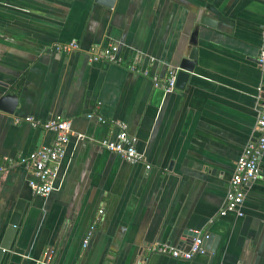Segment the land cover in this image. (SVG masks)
Here are the masks:
<instances>
[{
    "label": "crops",
    "instance_id": "crops-1",
    "mask_svg": "<svg viewBox=\"0 0 264 264\" xmlns=\"http://www.w3.org/2000/svg\"><path fill=\"white\" fill-rule=\"evenodd\" d=\"M206 4L218 26L198 25L183 87L154 86L152 75L161 82L189 52ZM263 19L264 0H0V95L18 97L12 112L0 110V242L14 205L22 206L2 264H35L49 252L55 264H264V152L241 214L221 212L235 160L255 135ZM69 40L80 49H53ZM113 42L125 60L139 55L137 69L87 60L89 46ZM25 116L70 120L46 196L31 192L18 159L53 132ZM114 120L143 162L103 148ZM203 232L213 236L209 247L215 238L212 256L153 252L162 243L184 248Z\"/></svg>",
    "mask_w": 264,
    "mask_h": 264
},
{
    "label": "built area",
    "instance_id": "built-area-1",
    "mask_svg": "<svg viewBox=\"0 0 264 264\" xmlns=\"http://www.w3.org/2000/svg\"><path fill=\"white\" fill-rule=\"evenodd\" d=\"M53 49L60 53H69L79 50V45L75 40L56 43ZM87 60L89 62L106 61L114 64H124L131 70L138 68L141 61L139 55L130 59L125 58L120 53V47L117 43H108L105 46H89L86 50ZM152 62L153 59L150 58ZM257 65L264 72V19L260 26V47L257 58ZM137 66V68H136ZM176 67L168 68L166 77L159 81L156 75H152V84L161 87L165 92L174 88ZM145 73V71H143ZM87 118L96 117L100 122L105 120L93 113H87ZM24 121L30 123L33 127H42L53 132L52 140L49 144L33 149L24 155H21L18 162L29 172L30 178L27 185L31 192L37 196H46L53 190L54 180L60 159L63 156L65 146L70 136V120L55 116L54 118L40 122L32 116H25ZM17 121V119L15 120ZM116 128L114 139H104L102 146L105 150L119 155L123 160L130 164L143 162L142 154L135 148V139L126 132V125L119 121H112ZM255 135L246 141L240 154L235 160L232 174L226 188L222 211H233L240 215V205L242 203L247 186L259 174V159L264 152V93L259 101V109L254 122ZM8 162L9 159H6ZM147 167V165H146ZM3 166H0V170ZM100 212V211H99ZM204 232L193 236L188 245L184 248H178L170 244L162 243L153 248V252L169 256L176 260H190L194 255L203 252L201 240ZM87 237L83 240L86 243ZM50 252L43 258L35 261V264H55L50 258Z\"/></svg>",
    "mask_w": 264,
    "mask_h": 264
},
{
    "label": "water",
    "instance_id": "water-1",
    "mask_svg": "<svg viewBox=\"0 0 264 264\" xmlns=\"http://www.w3.org/2000/svg\"><path fill=\"white\" fill-rule=\"evenodd\" d=\"M94 2L102 4L106 7H111L114 0H94ZM213 12L216 13L214 8L210 6L209 4H206L203 7L198 8L196 12V25L193 28V32L190 36V42L192 43V46L189 49V52L185 57L180 58L178 65L176 66V74H175V82L174 87L176 88H182L184 85V82L188 78L190 72L193 69V66L196 63V48H195V34L197 32L198 25H205L208 27H217L218 23L216 20H214L211 16L207 15V12ZM263 85H264V75H263ZM17 95L12 92H6L2 95H0V110L4 112H12L16 103H17ZM22 211L21 203L17 202L13 210L11 212L10 218L8 220V226L4 230V234L2 236L1 242H0V264H2L5 255L7 253V249L10 245L11 238L13 235V232L15 230V226L17 224V219L20 215V212ZM213 238L212 234L208 232H204V236L201 240V246L203 249H205V253L207 255L212 256L214 250H215V238L213 239L212 246H208V242L211 241Z\"/></svg>",
    "mask_w": 264,
    "mask_h": 264
}]
</instances>
